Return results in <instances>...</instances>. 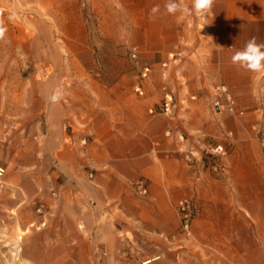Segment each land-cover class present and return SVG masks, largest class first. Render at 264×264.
Returning <instances> with one entry per match:
<instances>
[{"label": "crops", "instance_id": "0c3cea01", "mask_svg": "<svg viewBox=\"0 0 264 264\" xmlns=\"http://www.w3.org/2000/svg\"><path fill=\"white\" fill-rule=\"evenodd\" d=\"M178 2L192 8V0ZM166 3L116 0L115 24L103 23L101 43L118 54L137 50L139 60L95 71L75 56L78 67L54 70L31 116L0 124V204L17 214L45 204L51 220L81 229L90 251L115 254L114 262L140 249L184 259L195 245L202 264H252L251 221L264 220V210L238 197L234 167L230 178L209 179L199 142L246 125L214 113L212 93L220 85L252 93L263 77L232 56L252 38L264 43V0H214L205 21L194 11L168 14ZM56 91L62 96L52 102ZM166 93L173 113L152 114ZM193 197L199 213L189 235L178 207ZM257 236L264 248V234ZM159 258L144 264H163Z\"/></svg>", "mask_w": 264, "mask_h": 264}, {"label": "rangeland", "instance_id": "374dc122", "mask_svg": "<svg viewBox=\"0 0 264 264\" xmlns=\"http://www.w3.org/2000/svg\"><path fill=\"white\" fill-rule=\"evenodd\" d=\"M115 1L0 0V21L5 28L4 39L0 40V124L31 116L37 96L42 97V93L51 89L54 70L78 67L75 56L84 59L82 62L95 71L102 70L104 65L115 72L122 69V60H133L131 51L118 54L112 45L101 43L103 23L111 26L116 21ZM200 18L205 21L206 15ZM200 33L206 37L207 31L202 28ZM257 83L252 93L233 94L226 85L214 88L211 110L244 120L246 125L233 126L236 132L233 135L220 139L206 136L199 142L204 146L203 163L209 179L230 178L234 167L240 187L237 195L251 198L254 212L264 210V75ZM221 86L232 94L236 114L214 108ZM237 133L242 136L237 137ZM217 145L225 147L224 155L211 154ZM190 200L194 217L188 230L183 228L182 220L180 228L189 235L199 213L195 197ZM42 206L43 212H39ZM251 224L254 236L251 263L264 264V248L257 238L264 234V220L254 218ZM80 236H84L81 229L65 228L51 220L43 203H36L33 210L22 214L9 212L0 204V264H144L157 256H161L157 262L163 264H171L172 259L178 264H202L195 245L186 249L184 259L140 249L120 254L122 263L114 262L115 254L91 252L88 237Z\"/></svg>", "mask_w": 264, "mask_h": 264}, {"label": "clouds", "instance_id": "9594fccd", "mask_svg": "<svg viewBox=\"0 0 264 264\" xmlns=\"http://www.w3.org/2000/svg\"><path fill=\"white\" fill-rule=\"evenodd\" d=\"M214 0H192V8L183 6L178 0H167L165 5L168 14L191 15L193 11L196 15H206L212 8ZM153 9V12L157 11ZM5 28L0 21V40L4 39ZM232 62L255 73L264 72V43H258L255 38L248 40L242 50H238L232 56ZM62 96L60 91H56L50 97L52 102H57Z\"/></svg>", "mask_w": 264, "mask_h": 264}, {"label": "built area", "instance_id": "2783aa9c", "mask_svg": "<svg viewBox=\"0 0 264 264\" xmlns=\"http://www.w3.org/2000/svg\"><path fill=\"white\" fill-rule=\"evenodd\" d=\"M131 58L135 61L139 60V54L137 50H133L131 51ZM170 60L171 61H176L178 60V56L177 55H171L170 56ZM168 64L165 63L163 66L166 67ZM151 73V68L147 67L144 69L143 72V77L146 78L148 77V75ZM138 93L143 95L144 92L142 91L141 88H138ZM218 91L220 92V96L219 98L216 100L215 104H214V108L218 110V112H221L225 109H228L229 112L236 114L237 113V109H236V102L232 96V94L229 92V90L227 89L226 86H221L218 88ZM222 98L224 99V101L222 100ZM175 108V99L174 96L170 93H166L165 98L163 100L162 105L153 110L152 114H165V115H171L174 111ZM243 114V112L241 113ZM226 153L225 151V147L223 145H217L215 148L212 149L211 154L212 155H224ZM4 173V170L2 168H0V177H2ZM140 188L141 191L143 193L147 192V188L145 185L140 184ZM39 212H43V206L39 209ZM179 213L181 216V220H182V225L183 228L185 230H188L190 228L192 219L194 217V208H193V204L191 202L190 199H186L184 201H182L179 204Z\"/></svg>", "mask_w": 264, "mask_h": 264}, {"label": "bare ground", "instance_id": "6f19581e", "mask_svg": "<svg viewBox=\"0 0 264 264\" xmlns=\"http://www.w3.org/2000/svg\"><path fill=\"white\" fill-rule=\"evenodd\" d=\"M148 262H149V261H148ZM148 262H146V263H148ZM146 263H145V264H146Z\"/></svg>", "mask_w": 264, "mask_h": 264}]
</instances>
